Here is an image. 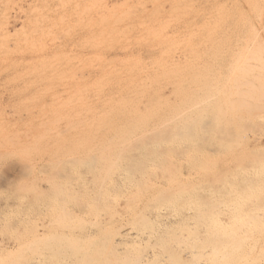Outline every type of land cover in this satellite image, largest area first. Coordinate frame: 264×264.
<instances>
[{
  "label": "rangeland",
  "instance_id": "374dc122",
  "mask_svg": "<svg viewBox=\"0 0 264 264\" xmlns=\"http://www.w3.org/2000/svg\"><path fill=\"white\" fill-rule=\"evenodd\" d=\"M263 162L264 0H0V264H264Z\"/></svg>",
  "mask_w": 264,
  "mask_h": 264
},
{
  "label": "bare ground",
  "instance_id": "6f19581e",
  "mask_svg": "<svg viewBox=\"0 0 264 264\" xmlns=\"http://www.w3.org/2000/svg\"><path fill=\"white\" fill-rule=\"evenodd\" d=\"M260 43H261V42H260ZM262 43H263V42H262ZM259 50H260V49H259ZM259 53H260V52L258 51V54H259ZM258 57H259V56H258ZM258 57H257V59H258ZM257 59H256V60H257ZM251 60H254V59H251ZM258 62H259V60H258ZM258 62H257V63H258ZM258 64H259V63H258ZM259 66H260V64H259ZM259 66H257V67H258V70L260 71L261 67H260V69H259ZM250 68H251V67H250ZM254 69H255V68H254ZM254 69H252V70L254 71ZM255 70H256V72H257V68H256ZM248 73H250V72H248ZM248 73H247V74H248ZM253 73H254V72H253ZM245 74H246V72H245ZM256 74H257V77L260 78V77L258 76L259 74H258V73H256ZM243 76H245V75L243 74ZM257 77H256V75H255V77H254V78L256 79V80H255L256 83H258V82H257V80H258ZM244 81H245V80H244ZM259 82H260V80H259ZM245 83H246V82H245ZM235 84H236V82H235ZM248 84H249V83H248ZM249 85H251V84H249ZM252 85H253V83H252ZM232 86H233V85H232ZM243 86H244L245 88L247 87L246 84L243 85ZM257 86L260 88V84H259V83H258V85H256V87H257ZM234 87H235V89H236L235 91H237V88H238V87L236 88V85H235ZM253 87H255V86H253ZM258 87H257V89H254V90L257 91V93H258V94L256 93L257 95L260 94V89L258 90ZM249 88H250V87H249ZM249 88L247 87V89H249ZM212 89H213V88H212ZM229 89H230V88H229ZM231 89L233 90V87H232ZM231 89H230V90H231ZM247 89H246V91H245V94H243V95H246V94L248 95V94H250V93L247 92ZM251 89H252V86H251ZM213 90L215 91V89H213ZM213 90H212V91H213ZM230 90H228V91H230ZM238 90H239V89H238ZM252 90H253V89H252ZM212 91H210V92H212ZM241 91H242V90H241ZM255 91H251V93H253V92H255ZM210 92H209V93H210ZM230 92H233V91H230ZM243 92H244V91H243ZM243 92H241V93H243ZM246 92H247V93H246ZM249 92H250V89H249ZM214 93H216V92H214ZM228 93H229V92H228ZM234 93H235V92H234ZM239 93H240V92H239ZM241 93H240V94H241ZM235 94H236V93H235ZM233 95H234V94H233ZM210 97H211V96H210ZM212 97H213V96H212ZM212 97H211V98H212ZM259 97H260V95H259ZM210 129H211V128H210ZM179 131H180V130H179ZM205 131L208 132V128H207ZM181 132H182V131H181ZM183 132L189 133V134H187V136H188V135H190V133H193V134L196 133V130H189V131H188V130L185 129V130H183ZM183 132H182V133H183ZM182 133H181V134H182ZM193 137H196V136L193 135L192 138H193ZM188 138H189V137H188ZM190 139H191V137H190ZM230 145H234L232 149L235 150V149H234L235 144H230ZM230 145H228V146L231 147ZM236 146L238 147V145H236ZM207 149H208V148H207ZM230 150H231V149H230ZM207 151H209V153H212L213 151L215 152V150H213L212 148H210L209 150H206V153H207ZM204 152H205V151H204ZM230 152H231V151H230ZM254 152H255V151H254ZM209 153H208V154H209ZM242 154H243V153H242ZM252 154H254V153H252ZM209 155H210V154H209ZM244 155H245V154H244ZM258 155H260V154H257V153H256V158H257V159L255 158V160L253 159L252 161H251V160L248 161V159L245 157V158H246V162L248 161V168H249V169H253V170H255V171H256L255 173L257 174V176H259V174H260V161H259V156H258ZM250 156H251V155H250ZM250 156H249V157H250ZM257 156H258V157H257ZM126 158H127V160H128L129 166H132V165H135L136 163H139V161L136 160V159H134L132 155H128V156H126ZM250 159H251V158H250ZM257 160H258V161H257ZM240 162H241V161H240ZM131 163H132V164H131ZM263 164H264V162H263ZM263 168H264V165H263ZM244 172H245V171H244ZM257 172H258L259 174H258ZM245 173H246V172H245ZM256 174H255V176H256ZM164 182H165V181H164ZM164 182H162L161 185H165ZM228 182H229V181H228ZM232 184H233V183H232ZM229 185H230V184H229ZM234 186H236V185L234 184ZM234 186H233V187H234ZM226 187H227V183H224V181H223V182H222V191L225 190ZM241 187L243 188L244 186L242 185ZM234 189H235V188H234ZM207 191H208V190H207ZM179 193H180L179 191L172 192V193H170V196H169L168 198H166L165 195L168 196L169 194L167 195L166 193H165V194L157 193L156 195H153L152 198H151L150 200H148L147 205H148V207L150 206V205H149V202H153L152 204H154V205H156V204H158V205H159V204H160V205H164V204H165V205H166V202H169V203H170V201L172 202V200L175 199L174 197H175V196H178ZM208 193H209V192H208ZM208 193H207V196H208ZM192 194H193V192H192ZM204 194H205V193H204ZM210 194H211V193H210ZM210 194H209V195H210ZM200 196H203V195H200ZM211 196H212V198H213V195H210V197H211ZM204 197H206V196L204 195ZM210 197H208V198L206 197V198L209 199ZM165 198H166V199H165ZM201 198H202V197H201ZM206 198H205V199H206ZM212 198H211V200H212ZM202 199H203V198H202ZM207 199L205 200L206 203H205V201H204V199H203L204 203L200 201L201 203H198V204H199L201 207H202V206L205 207V205H207V202H208ZM173 201H175V200H173ZM213 201H214V199H213ZM213 201H212V202H213ZM196 202H197V201H196ZM209 203H211V202H209ZM131 205H132L131 201L127 200V201L125 202V207H126L127 210H129V209L131 208ZM167 205H168V204H167ZM208 205H209V204H208ZM210 206H211V204H210ZM204 207H203V208H204ZM170 208H171V207H170ZM203 208H202V209H203ZM206 208H207V207H206ZM195 210H196V208H195ZM203 211H205V210H203ZM203 211H202V212H203ZM211 218H212V217H211ZM211 218H209V219H211ZM212 220H213V219H212ZM210 221H211V220H210ZM211 222H213V221H211ZM220 228H221V227H220ZM223 228H224V227H223ZM216 229H217V228H216ZM218 230H219V229H218ZM218 230H217V231H218ZM212 232H213V229H212ZM218 233H219V232H218ZM129 234H130V233H127V234H125V235L128 236ZM121 235H123V234H119L118 237H119V236L121 237ZM227 238H228V236H227ZM228 240H229V239H228ZM212 243H213V242H212ZM225 243H226V242H225ZM210 244H211V242H210ZM223 244H224V243H223ZM210 248H211V246H210ZM91 262H92V261H91ZM58 264H59V263H58ZM63 264H64V263H63ZM66 264H67V263H66ZM69 264H70V263H69ZM72 264H73V263H72ZM75 264H76V263H75Z\"/></svg>",
  "mask_w": 264,
  "mask_h": 264
},
{
  "label": "clouds",
  "instance_id": "9594fccd",
  "mask_svg": "<svg viewBox=\"0 0 264 264\" xmlns=\"http://www.w3.org/2000/svg\"><path fill=\"white\" fill-rule=\"evenodd\" d=\"M244 224H245L244 219L241 218V217H238L237 220H236V226H237V227H243ZM229 231H230V230H226V235L228 234Z\"/></svg>",
  "mask_w": 264,
  "mask_h": 264
}]
</instances>
